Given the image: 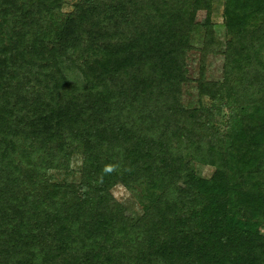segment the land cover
<instances>
[{
  "label": "trees",
  "instance_id": "1",
  "mask_svg": "<svg viewBox=\"0 0 264 264\" xmlns=\"http://www.w3.org/2000/svg\"><path fill=\"white\" fill-rule=\"evenodd\" d=\"M66 1L0 0V264H264V0Z\"/></svg>",
  "mask_w": 264,
  "mask_h": 264
},
{
  "label": "rangeland",
  "instance_id": "2",
  "mask_svg": "<svg viewBox=\"0 0 264 264\" xmlns=\"http://www.w3.org/2000/svg\"><path fill=\"white\" fill-rule=\"evenodd\" d=\"M77 0H67L66 5L64 7V12H70L72 11L74 4ZM206 18V13L202 12L199 14L197 18V26L195 29V34L193 37V45L195 47V50L190 53L189 55V70H190V78L192 80H195L198 78L199 75V65H200V48L202 47L203 44V37H204V29L202 27V24L204 23ZM213 22L216 27V33H217V39L219 43V49L223 51L225 49V44L227 41V35L224 27V20H223V4L221 2H217L214 7V12H213ZM222 71H223V58L221 55H213L210 56L208 59L207 63V76L210 80H218L222 76ZM195 83L193 82L192 84L188 85L185 88V103L197 100V91L195 87ZM188 159V157H187ZM81 166V162L79 159H76L72 163V168L74 169L75 172L79 170ZM199 169V172L205 176V177H210L212 175L213 170L208 167H200L197 166ZM56 178L59 180H63L64 176L61 175H55ZM77 177V173H76ZM68 179H73L72 177H69ZM107 200L110 201L111 204L113 205H118V204H124L131 210H137L138 209V204H137V199L136 197L129 191H127L124 187L122 186H117L114 188L107 196ZM264 233V229H263Z\"/></svg>",
  "mask_w": 264,
  "mask_h": 264
}]
</instances>
